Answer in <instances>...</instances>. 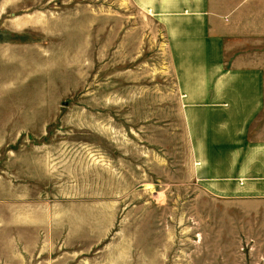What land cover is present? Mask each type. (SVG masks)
<instances>
[{
  "label": "rangeland",
  "instance_id": "374dc122",
  "mask_svg": "<svg viewBox=\"0 0 264 264\" xmlns=\"http://www.w3.org/2000/svg\"><path fill=\"white\" fill-rule=\"evenodd\" d=\"M252 208L198 185L150 12L0 0V264H264Z\"/></svg>",
  "mask_w": 264,
  "mask_h": 264
},
{
  "label": "crops",
  "instance_id": "0c3cea01",
  "mask_svg": "<svg viewBox=\"0 0 264 264\" xmlns=\"http://www.w3.org/2000/svg\"><path fill=\"white\" fill-rule=\"evenodd\" d=\"M166 31L202 191L264 208V0H131Z\"/></svg>",
  "mask_w": 264,
  "mask_h": 264
}]
</instances>
